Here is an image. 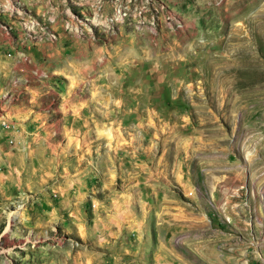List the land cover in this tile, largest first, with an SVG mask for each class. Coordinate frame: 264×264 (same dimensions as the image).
I'll use <instances>...</instances> for the list:
<instances>
[{
  "label": "rangeland",
  "instance_id": "1",
  "mask_svg": "<svg viewBox=\"0 0 264 264\" xmlns=\"http://www.w3.org/2000/svg\"><path fill=\"white\" fill-rule=\"evenodd\" d=\"M0 264H264V0H0Z\"/></svg>",
  "mask_w": 264,
  "mask_h": 264
},
{
  "label": "bare ground",
  "instance_id": "2",
  "mask_svg": "<svg viewBox=\"0 0 264 264\" xmlns=\"http://www.w3.org/2000/svg\"><path fill=\"white\" fill-rule=\"evenodd\" d=\"M14 216H18V212H16V213L14 214ZM10 222H11V220H9V224H11Z\"/></svg>",
  "mask_w": 264,
  "mask_h": 264
}]
</instances>
